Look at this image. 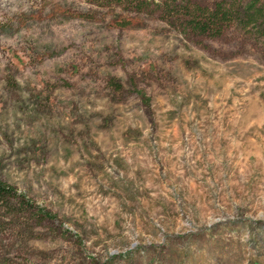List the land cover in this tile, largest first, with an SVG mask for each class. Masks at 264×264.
I'll use <instances>...</instances> for the list:
<instances>
[{
  "label": "rangeland",
  "instance_id": "374dc122",
  "mask_svg": "<svg viewBox=\"0 0 264 264\" xmlns=\"http://www.w3.org/2000/svg\"><path fill=\"white\" fill-rule=\"evenodd\" d=\"M189 1L0 0V264H264V0Z\"/></svg>",
  "mask_w": 264,
  "mask_h": 264
},
{
  "label": "trees",
  "instance_id": "16d2710c",
  "mask_svg": "<svg viewBox=\"0 0 264 264\" xmlns=\"http://www.w3.org/2000/svg\"><path fill=\"white\" fill-rule=\"evenodd\" d=\"M134 4L136 10L149 8L153 3L168 17V22L179 21L185 28L198 34H207L217 37L222 30L230 25L233 18L231 7H225L223 3L216 4L213 8H203L199 5L192 6L189 0H128ZM251 8V7H250ZM142 101H146L143 93H138ZM0 203L5 207L19 205L31 211L35 215L51 218L52 215L43 208L34 206L25 199L15 188L0 179ZM12 205V206H11Z\"/></svg>",
  "mask_w": 264,
  "mask_h": 264
}]
</instances>
